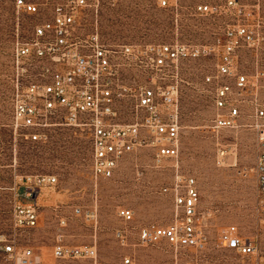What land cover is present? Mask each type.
Returning a JSON list of instances; mask_svg holds the SVG:
<instances>
[{
  "label": "rangeland",
  "instance_id": "374dc122",
  "mask_svg": "<svg viewBox=\"0 0 264 264\" xmlns=\"http://www.w3.org/2000/svg\"><path fill=\"white\" fill-rule=\"evenodd\" d=\"M27 1L42 5V14L19 16L16 0H0V236L16 238L21 246L39 253L44 264H88L56 261L53 250L60 237L68 247H95L106 263L131 258L136 264H251V258H241L222 248L219 240L225 229L236 227L241 236L261 244L263 198L256 173L258 135L248 127L252 120L247 113L239 129L219 136L209 132L216 110L214 88L206 83V77L215 74V59L183 62L179 76L173 80L179 89L181 113L179 167L197 181L208 247L203 252L176 250L166 243L143 248L139 244L141 230L167 227L175 221L172 197L163 194L175 180L171 162L158 165L153 153L144 149L125 157L112 179L96 185L91 174L92 137L88 131L56 128L45 146L26 142L14 132L13 51L17 43L31 39L34 26L44 22L56 2ZM227 1L173 0L174 6L169 9L159 8L154 0L107 2L98 11L83 14V32L98 33L101 43L110 50L176 43L199 48L214 46L221 38L217 33L225 18H203L195 9L210 4L222 8L225 14ZM238 1L252 22H260L263 44L258 51H243L241 60L242 70L255 75L258 70L264 72V0ZM128 78L141 81L142 76L132 69ZM131 84L127 86L134 87ZM120 109L119 125L136 121L130 100ZM35 176L56 177L58 185L46 190L40 199L38 228L16 232L14 205L26 203L17 195L23 193L24 179ZM76 209L82 210V216L75 215ZM120 210L132 211L134 220H120ZM88 213H96V220H87ZM118 232L125 234V244L116 237Z\"/></svg>",
  "mask_w": 264,
  "mask_h": 264
},
{
  "label": "built area",
  "instance_id": "2783aa9c",
  "mask_svg": "<svg viewBox=\"0 0 264 264\" xmlns=\"http://www.w3.org/2000/svg\"><path fill=\"white\" fill-rule=\"evenodd\" d=\"M56 1L44 22L33 28L26 43H17L13 51V114L15 134L35 145L45 146L51 133L60 127L86 130L92 137V180L97 185L114 177L121 161L141 150L153 153L158 165L169 161L175 169L173 186L163 194L171 195L175 221L167 227L152 226L141 230L139 244L143 248L163 243L179 249L203 252L209 244L199 207L201 195L197 181L183 174L179 167L181 154V113L179 89L173 80L179 76L183 62L215 59V74L206 77L214 88L216 116L208 128L219 136L224 131L241 127L247 115L248 126L258 135L259 158L256 167L259 193L263 198V236L259 245L241 236L236 227L225 229L220 246L251 264H264V72L255 75L241 68L245 50L258 51L263 44L260 22L251 21L246 8L238 0H228L222 8L202 4L195 13L203 18H225L219 27L220 40L214 46L199 48L179 43L171 45L124 46L110 50L98 33L84 34L83 14L98 11L104 3L118 0H46ZM161 9L173 7V0H154ZM177 1H175V7ZM17 15L40 16L42 5L16 0ZM135 69L141 81L128 78ZM134 87H128V83ZM130 100L136 121L119 125L123 103ZM53 176L24 179L23 193L13 208L16 232L35 230L40 223V199L55 188ZM75 215L82 216L76 209ZM94 221L96 213H88ZM118 218L125 223L134 220V213L120 210ZM66 223L62 221V226ZM116 237L125 244L126 236ZM56 261H84L88 264H136L131 258L121 263L103 262L97 249L72 248L60 237L53 250ZM0 264H44L36 251L21 246L16 238L0 236Z\"/></svg>",
  "mask_w": 264,
  "mask_h": 264
}]
</instances>
